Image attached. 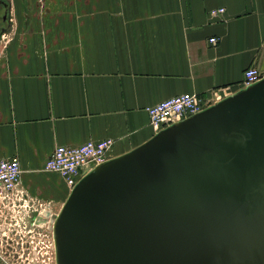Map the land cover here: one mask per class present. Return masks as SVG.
I'll use <instances>...</instances> for the list:
<instances>
[{"label": "crops", "instance_id": "0c3cea01", "mask_svg": "<svg viewBox=\"0 0 264 264\" xmlns=\"http://www.w3.org/2000/svg\"><path fill=\"white\" fill-rule=\"evenodd\" d=\"M96 3L95 11H56L45 45L24 41L0 62V159L18 156L20 184L33 194L56 145L112 138L114 161L156 134L147 106L184 92L238 95L251 65L264 78V0ZM218 7L224 12L210 16ZM44 172L45 186H66Z\"/></svg>", "mask_w": 264, "mask_h": 264}, {"label": "water", "instance_id": "95a60500", "mask_svg": "<svg viewBox=\"0 0 264 264\" xmlns=\"http://www.w3.org/2000/svg\"><path fill=\"white\" fill-rule=\"evenodd\" d=\"M177 123L80 179L59 264H264V78Z\"/></svg>", "mask_w": 264, "mask_h": 264}, {"label": "rangeland", "instance_id": "374dc122", "mask_svg": "<svg viewBox=\"0 0 264 264\" xmlns=\"http://www.w3.org/2000/svg\"><path fill=\"white\" fill-rule=\"evenodd\" d=\"M8 2L10 19L7 22V28L0 35V62L8 59V49L21 46L24 41L31 48L37 47L39 43L45 45L49 23L56 11H95L97 6L96 0H76L74 3H55L53 0H8ZM224 99L226 98L221 96L219 101L204 107L200 112L224 101ZM192 116L194 114L188 117ZM188 117H184L178 122ZM111 158L113 157H108V160ZM99 165H96L87 174ZM49 174L44 171L37 173L38 177L35 180L40 191L34 194L22 184V180L21 186L28 195V202L22 206L21 212L17 216V224L20 226L14 231L18 233L16 235L22 236L24 243L22 249H19L20 244L14 243L12 247L0 243V264H59L57 222L64 205L72 197L75 186L70 187L66 184L64 186L59 184L56 179H53L54 181L47 179L49 185L45 186L44 181L39 177L46 178ZM29 240L33 242L29 243ZM50 242L52 248L48 249L47 246Z\"/></svg>", "mask_w": 264, "mask_h": 264}, {"label": "built area", "instance_id": "2783aa9c", "mask_svg": "<svg viewBox=\"0 0 264 264\" xmlns=\"http://www.w3.org/2000/svg\"><path fill=\"white\" fill-rule=\"evenodd\" d=\"M223 12V7L213 8L210 9L209 15L217 16ZM208 41L215 45L217 38L210 37ZM260 78L261 73L256 66L251 65L243 70L242 82L245 86L258 82ZM221 96L220 90H217L213 91L208 100L189 92L167 97L146 107L149 124L154 133H157L184 117L196 114L204 107L213 105L219 101ZM112 144V138H102L88 139L79 145H56L45 161L43 170L56 172L67 186L73 187L96 165L108 160ZM20 176L21 167L17 155L0 159V243L5 246L20 244L19 249H22L24 240L14 231L20 226L17 224V216L22 206L28 202V195L20 184ZM30 242L33 241L29 240ZM47 247L51 249L52 243L50 242ZM32 251L34 252L33 249Z\"/></svg>", "mask_w": 264, "mask_h": 264}, {"label": "flooded vegetation", "instance_id": "af4514ba", "mask_svg": "<svg viewBox=\"0 0 264 264\" xmlns=\"http://www.w3.org/2000/svg\"><path fill=\"white\" fill-rule=\"evenodd\" d=\"M9 19V2L0 0V35L7 28Z\"/></svg>", "mask_w": 264, "mask_h": 264}, {"label": "bare ground", "instance_id": "6f19581e", "mask_svg": "<svg viewBox=\"0 0 264 264\" xmlns=\"http://www.w3.org/2000/svg\"><path fill=\"white\" fill-rule=\"evenodd\" d=\"M174 124H175V123H174ZM177 124H179V123H177ZM172 125H173V124H172ZM170 126H171V125H170ZM178 126H179V125H178ZM176 127H177V126H176ZM66 204H67V203H66ZM66 204H65V205H66ZM65 205H64V207H63V209H62V212H63V210L65 209ZM67 205H68V204H67ZM67 205H66V206H67ZM61 218H62V217H61V214H60V217H59V220H60V221H61ZM59 220H58V221H59Z\"/></svg>", "mask_w": 264, "mask_h": 264}]
</instances>
